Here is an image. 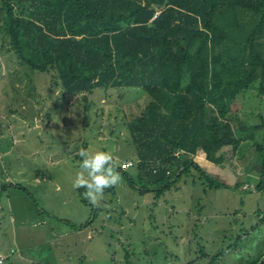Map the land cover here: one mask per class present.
<instances>
[{
	"label": "rangeland",
	"instance_id": "rangeland-1",
	"mask_svg": "<svg viewBox=\"0 0 264 264\" xmlns=\"http://www.w3.org/2000/svg\"><path fill=\"white\" fill-rule=\"evenodd\" d=\"M179 42L173 38L169 45ZM6 49L0 40V250L16 249L3 264L263 263L264 255L257 257L264 248V218L256 210L264 206V188H245L241 165L264 155V94L259 87L244 90L231 104L228 118L234 129L240 124L250 129L232 163L204 167L228 187L209 188L200 180L156 199L154 193L132 189L121 176L92 205L82 195L85 189L81 193L73 186L81 162L75 150L86 146L92 153L108 152L117 167L132 160L135 165L124 170L139 183L137 151L125 123L149 102L148 95L137 87L96 89L86 111L82 100L68 102L48 90L47 74L13 66ZM34 116L40 128L32 127ZM256 124L258 129H252ZM57 160L58 166L45 165ZM36 176H44L41 184ZM7 195L15 214L34 217V210L42 209L48 218L58 216L51 227L67 235L56 238L48 224L33 227L29 222V238L14 241L19 218L11 219ZM73 226L78 228L72 232Z\"/></svg>",
	"mask_w": 264,
	"mask_h": 264
},
{
	"label": "trees",
	"instance_id": "trees-1",
	"mask_svg": "<svg viewBox=\"0 0 264 264\" xmlns=\"http://www.w3.org/2000/svg\"><path fill=\"white\" fill-rule=\"evenodd\" d=\"M0 40L13 66L86 111L96 89H143L149 102L125 123L139 183L116 167L132 189L228 187L195 157L232 163L250 130L228 114L244 90L264 94V0H0Z\"/></svg>",
	"mask_w": 264,
	"mask_h": 264
},
{
	"label": "crops",
	"instance_id": "crops-1",
	"mask_svg": "<svg viewBox=\"0 0 264 264\" xmlns=\"http://www.w3.org/2000/svg\"><path fill=\"white\" fill-rule=\"evenodd\" d=\"M35 117V120L33 119V122H35V124L32 126L34 128H40V124L38 123L39 122V118L37 116H34ZM22 124H24V120H22ZM50 124V123H49ZM258 125V124H256ZM256 125H253V126H256ZM24 130V127H21L19 128V131L22 132ZM80 148H78V150H75L76 151V155H77V152L79 151ZM199 158H202V160H200ZM196 161L200 163L201 166L203 167H207L205 166L206 164H208L210 167L213 166V162L209 161L208 159H206V157L204 156V154H199V155H196L195 157ZM237 160L238 158H235V161L237 163ZM127 161V160H126ZM205 162V163H204ZM45 165H48V167H53V166H58L59 165V160L57 161H50V164L49 163H45ZM80 165V164H79ZM242 169H243V174L245 175V188H248L250 189L251 187H255L258 191L259 188H257V184H260L261 182V177L264 179L262 173H263V158L260 156L259 158H255L253 161L252 160H248L246 159L245 160V163H242ZM240 165V166H241ZM219 166V165H217ZM219 168V167H218ZM241 173V172H240ZM42 177L44 176H36L35 177V181L36 183H39L41 184L40 182L43 181L42 180ZM263 187L261 188H264V184L262 185ZM61 185H59L58 183L55 184V188L60 191V188ZM19 188V186H18ZM9 195H7V200H6V204L8 205L9 207V211L11 212V219H13L14 215H18V218H19V222L17 224V226L19 227H16V229H18V231L13 232L12 233V237L14 239V241H20L21 240H24V239H28L29 238V235L31 231H29V229H25V225L27 223L30 222L31 225H33V227H35L37 224H40V225H45V224H48L50 227L51 225L54 223V224H57L55 223L56 220H58V216L56 215H53L51 216V218L49 217H46L45 215V212L42 210V209H39L38 208V212L34 210V217H29V216H26V214H23V215H19V214H15V211L13 210V208H10V203H9ZM16 207H19L18 211L20 210L21 206L18 205ZM39 207V206H38ZM257 213H256V216L260 219H263V211H264V206L263 207H258V209L256 210ZM17 213V212H16ZM255 213V211H254ZM15 219V217H14ZM16 220V219H15ZM69 226V225H68ZM52 230H53V235L60 237L63 236V235H67L68 232H57L55 231V226L54 227H51ZM86 230V228H85ZM73 231H76V229H73L72 228V232ZM33 233V231H32ZM89 233V232H88ZM88 237H89V234H88ZM16 238V240H15ZM19 243L15 244V247L16 245H18ZM59 246H60V243H59ZM15 249L13 246H8V247H4L2 246L1 250H0V257H4V260L2 263L0 264H3L5 262V260L11 256L10 254L14 253L15 252ZM19 249V246H17V250ZM264 255V248L261 249V252L259 253V256L257 258H260V257H263ZM20 257V256H19Z\"/></svg>",
	"mask_w": 264,
	"mask_h": 264
},
{
	"label": "clouds",
	"instance_id": "clouds-1",
	"mask_svg": "<svg viewBox=\"0 0 264 264\" xmlns=\"http://www.w3.org/2000/svg\"><path fill=\"white\" fill-rule=\"evenodd\" d=\"M77 154L81 162L73 186L77 189L84 188L83 197L92 205H98L103 198L104 190L118 185L122 180L116 170V162L113 156L105 151L92 153L80 148Z\"/></svg>",
	"mask_w": 264,
	"mask_h": 264
},
{
	"label": "built area",
	"instance_id": "built-area-1",
	"mask_svg": "<svg viewBox=\"0 0 264 264\" xmlns=\"http://www.w3.org/2000/svg\"><path fill=\"white\" fill-rule=\"evenodd\" d=\"M135 163L132 161V160H128V161H126V162H123L122 163V168H128V167H130V166H133ZM3 260H4V257H0V263H2L3 262Z\"/></svg>",
	"mask_w": 264,
	"mask_h": 264
}]
</instances>
